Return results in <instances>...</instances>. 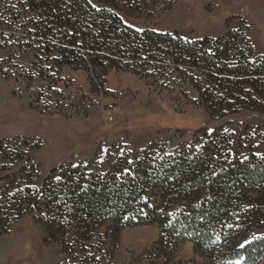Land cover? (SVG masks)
<instances>
[{"label": "trees", "instance_id": "obj_1", "mask_svg": "<svg viewBox=\"0 0 264 264\" xmlns=\"http://www.w3.org/2000/svg\"><path fill=\"white\" fill-rule=\"evenodd\" d=\"M173 2L0 0V50L7 51L0 73L6 68L11 78L48 82V97L37 90L35 102L49 112L61 106L45 105L42 98L61 96L52 85L63 82L68 68L91 72L102 86L109 71L136 69L181 84L184 98L211 119L264 114V56L255 54L246 30L190 41L125 23L124 16L148 7L170 10ZM23 54L35 62L19 66ZM189 88L197 99L191 100ZM248 143L249 154L233 159L226 132H205L175 152L152 146L134 161L124 153L106 173L90 165H61L37 188L41 167L31 156L42 141H2L0 237L31 216L43 242L59 246L66 264H114L124 229L157 225L158 240L129 264H182L178 250L185 242L193 244L202 264H258L264 238L252 236L264 229V155Z\"/></svg>", "mask_w": 264, "mask_h": 264}, {"label": "rangeland", "instance_id": "obj_2", "mask_svg": "<svg viewBox=\"0 0 264 264\" xmlns=\"http://www.w3.org/2000/svg\"><path fill=\"white\" fill-rule=\"evenodd\" d=\"M170 8V7H169ZM168 8V10H169ZM145 8L125 23L137 30L179 33L185 40L216 38L229 31H247L257 56H264V0H174L168 11ZM7 51L0 50V60ZM35 62L31 54L16 61L21 67ZM0 73V142L16 137H35L43 147L31 156L41 167L35 186L40 188L49 172L61 165H90L99 173L109 171L113 160L124 153L134 161L141 152L159 147L164 153L201 140L203 133L223 130L231 138L233 159L249 154L248 141L256 154L264 155V114L249 111L223 119H211L202 107L188 101L182 85L163 78L147 77L139 70L109 71L102 86L88 71L65 68L63 82L52 89L60 97L47 99L48 82L30 83L17 74ZM4 73H7L4 75ZM95 81V86L92 83ZM98 83V84H97ZM181 86V87H180ZM46 90L42 100L60 105L49 112L36 104L35 92ZM191 100L197 94L188 89ZM34 102V108L31 103ZM59 103V104H58ZM4 184L0 182V190ZM160 236L157 225L136 226L122 231L114 264H129L144 255ZM264 238V229L252 238ZM178 261L202 264L191 242L180 245ZM57 245L43 242V231L31 216L0 237V264H66ZM264 264V258L258 263Z\"/></svg>", "mask_w": 264, "mask_h": 264}]
</instances>
